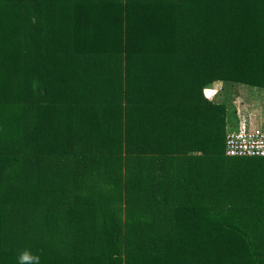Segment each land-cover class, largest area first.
I'll list each match as a JSON object with an SVG mask.
<instances>
[{"label":"trees","instance_id":"trees-1","mask_svg":"<svg viewBox=\"0 0 264 264\" xmlns=\"http://www.w3.org/2000/svg\"><path fill=\"white\" fill-rule=\"evenodd\" d=\"M245 86L264 0H0V264H264Z\"/></svg>","mask_w":264,"mask_h":264},{"label":"rangeland","instance_id":"rangeland-1","mask_svg":"<svg viewBox=\"0 0 264 264\" xmlns=\"http://www.w3.org/2000/svg\"><path fill=\"white\" fill-rule=\"evenodd\" d=\"M221 81L216 80L204 86L203 92L206 96L212 97L220 88ZM238 95L233 108L238 118L239 127L256 128L264 127V90L256 87H238Z\"/></svg>","mask_w":264,"mask_h":264},{"label":"built area","instance_id":"built-area-1","mask_svg":"<svg viewBox=\"0 0 264 264\" xmlns=\"http://www.w3.org/2000/svg\"><path fill=\"white\" fill-rule=\"evenodd\" d=\"M225 153L237 157H264V127L242 126L227 131Z\"/></svg>","mask_w":264,"mask_h":264},{"label":"clouds","instance_id":"clouds-1","mask_svg":"<svg viewBox=\"0 0 264 264\" xmlns=\"http://www.w3.org/2000/svg\"><path fill=\"white\" fill-rule=\"evenodd\" d=\"M20 264H39V257L34 256L30 253V251L25 250L19 256Z\"/></svg>","mask_w":264,"mask_h":264}]
</instances>
